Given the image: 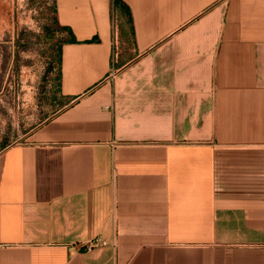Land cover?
<instances>
[{"label": "crops", "instance_id": "obj_1", "mask_svg": "<svg viewBox=\"0 0 264 264\" xmlns=\"http://www.w3.org/2000/svg\"><path fill=\"white\" fill-rule=\"evenodd\" d=\"M49 1L0 264H264V0Z\"/></svg>", "mask_w": 264, "mask_h": 264}, {"label": "rangeland", "instance_id": "obj_2", "mask_svg": "<svg viewBox=\"0 0 264 264\" xmlns=\"http://www.w3.org/2000/svg\"><path fill=\"white\" fill-rule=\"evenodd\" d=\"M52 8L49 0H0V133L10 142L25 134L23 71L29 84L56 58L57 43L47 35Z\"/></svg>", "mask_w": 264, "mask_h": 264}, {"label": "built area", "instance_id": "obj_3", "mask_svg": "<svg viewBox=\"0 0 264 264\" xmlns=\"http://www.w3.org/2000/svg\"><path fill=\"white\" fill-rule=\"evenodd\" d=\"M117 25H118V19H117V17H114L113 18V29L115 30V36L117 35L116 34ZM107 245H108L107 242H104V241H101L100 239H97L96 241L87 243L85 245V248H86L87 251H91L94 248H97V247H100V246H107Z\"/></svg>", "mask_w": 264, "mask_h": 264}, {"label": "trees", "instance_id": "obj_4", "mask_svg": "<svg viewBox=\"0 0 264 264\" xmlns=\"http://www.w3.org/2000/svg\"><path fill=\"white\" fill-rule=\"evenodd\" d=\"M119 2H120L119 0H115V5L118 6L119 5Z\"/></svg>", "mask_w": 264, "mask_h": 264}]
</instances>
